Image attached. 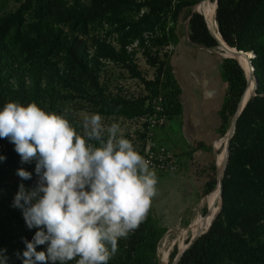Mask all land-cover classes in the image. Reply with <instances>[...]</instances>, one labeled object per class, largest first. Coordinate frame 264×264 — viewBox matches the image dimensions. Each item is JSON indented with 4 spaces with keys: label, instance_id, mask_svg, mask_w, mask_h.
<instances>
[{
    "label": "rangeland",
    "instance_id": "374dc122",
    "mask_svg": "<svg viewBox=\"0 0 264 264\" xmlns=\"http://www.w3.org/2000/svg\"><path fill=\"white\" fill-rule=\"evenodd\" d=\"M2 1V13L13 14L23 7L26 0ZM205 1L174 0L172 6L185 3L186 7L178 17L173 18L171 12H158L157 0H119L120 4L114 5V8L108 7L110 0H43L41 6L45 23L41 30H34L33 26L37 22L25 15L28 21L19 31H10L5 40L6 46L11 47V53L6 58L10 64L14 63L13 70L24 77V89L29 91L28 97L22 102L16 98V102L25 106L36 102L48 112L53 110L65 115L78 132L83 130L82 118L85 114L98 113L103 117L105 126L119 123L124 138L129 139L142 156L154 155L156 162V158H160L165 150L171 151L169 147L174 144L172 136L177 129H186L193 136L194 145L192 143L186 149H179V155L172 152L174 163L169 164L170 160L162 156L163 168L155 170L158 178L157 194L153 197L150 208L163 228V235L157 242L153 255V261L157 264H175V252L184 249L191 238L207 230L206 226L187 239L170 245L176 239L178 230L188 228L198 215L201 218L209 212L206 203L219 192L216 185L220 170L216 154H222L227 144L230 161L228 159L226 162L225 169L230 164L228 185L233 195L231 202H240L252 189L264 188V160L255 158L251 161L252 166L244 165L250 149H264V136L247 143L238 154H231L229 146L232 142L233 148L235 125L227 144L224 143L234 116H230L227 110L223 111V108L228 99L227 92L234 83L228 75L224 76L223 67L227 60L235 59L225 57L219 46L199 47L188 38L189 13L198 12L196 6ZM209 2L213 6L212 0ZM127 22L135 24L137 39H124L121 34V24ZM249 29H258L255 20L250 22ZM51 35H59L63 40L78 38L102 91L106 95L130 101L143 99L151 112L135 116L101 114L95 99L97 90L94 85L68 64L64 54L55 51L53 56H46ZM254 40L256 48H261L264 34L257 32ZM194 49H198L199 56L191 57L185 53L186 50ZM40 57H44L43 63ZM235 63L243 71L245 83L248 84L244 67L236 60ZM34 71L47 76L44 86L37 85L36 79H29ZM220 73L227 84L226 97L214 96L200 89L206 83L207 76L218 77ZM253 79L255 84L257 78L254 76ZM15 83L17 84L16 81ZM256 85L258 89V80ZM156 86L160 90L162 105V114L159 116L166 118L162 125L153 120L155 96L152 95V89ZM262 96L263 93L256 92V96L252 98ZM171 97L174 101L169 106L168 99ZM258 122L253 125H259L264 130V123ZM218 136L221 137V142L216 145L215 139ZM202 149H210L213 159L212 162L200 163L197 167L192 161L193 153ZM182 156L184 161L180 159ZM34 162L36 165V161ZM28 172L38 181L35 166ZM13 179L21 178L17 175ZM5 182L9 184L8 181ZM210 193L214 195L204 199ZM237 208L241 212V207ZM184 237L186 235L181 236ZM160 249L166 251L163 258H159Z\"/></svg>",
    "mask_w": 264,
    "mask_h": 264
},
{
    "label": "trees",
    "instance_id": "16d2710c",
    "mask_svg": "<svg viewBox=\"0 0 264 264\" xmlns=\"http://www.w3.org/2000/svg\"><path fill=\"white\" fill-rule=\"evenodd\" d=\"M42 1L26 0L23 7L15 13L3 14L4 1L0 0V109L9 101H15L14 99L18 98L22 102L29 95V91L24 89V77H20L13 70L14 63L10 64L6 58V55L11 53V47L6 46L5 40L10 31H19L20 27L28 21L25 15L37 22L33 26L34 30H41L45 23ZM173 3L174 0H157L156 8L159 13L171 12L173 18H176L186 7V4L179 3L172 6ZM116 4H120L119 0H110L108 7L114 8ZM212 4L214 8L208 2L206 9L212 10L215 15L214 0H212ZM201 15L208 27L207 19L203 14ZM201 15L193 11L189 13L188 38L191 43L199 47L211 48L213 44ZM215 19L217 23L215 28L229 46L236 50L256 54L252 59L253 75L258 80L256 92L257 94H264V41L262 47L258 49L254 40V35L257 32L264 34V0H218ZM252 20L256 21L258 29H249ZM120 31L124 39H137L134 23H122ZM213 41L215 47H218V41L214 37ZM48 43H50V47L46 56H53L55 51L64 54L68 64L94 85L95 90H97L95 99L101 114L135 116L142 115L146 111L151 112L150 107L145 106L143 99L130 101L106 95L102 91L98 86L97 76L94 75V71L87 63V56L78 38L63 40L59 35H51ZM40 59L43 63L44 57H40ZM223 69L224 76L228 75L234 83L231 89L227 90L228 99L225 100L223 111L227 110L230 116H234L237 102L246 91L247 83H245L243 71L237 66L235 60H227ZM45 77L47 76L41 74L40 71H34L29 79H36L37 85L44 86ZM159 93L160 90L157 86L152 89L153 96L156 97ZM168 100L167 105H172L174 101L172 97ZM251 120H253L252 123ZM258 121L264 123V96L251 98L238 117L232 138L233 148L232 142L229 146L231 154H238L247 143L253 140L257 141L264 136V130L259 125H253L259 123ZM250 125L253 126L248 127ZM0 155L6 157L5 160L0 161V248L7 250L8 264H23L22 259L15 255L19 251L22 256L25 250L26 246L21 238L32 240L37 229H28L22 210L12 205L20 183H23L26 189H31L36 186L37 181L33 175L29 180H17L13 177L17 176L14 173L20 168L30 171L35 166V160L31 163H21V157L16 153L14 144L6 138H0ZM255 158L264 160L263 148L261 150L250 149V154L244 165L252 166L251 161ZM224 176L222 207L219 214L215 217L208 231L181 257L178 264H264V188L252 189L240 202L233 203L231 202L233 195L229 191L230 186L228 185L230 183L228 178L230 176V164L227 165ZM5 181H8L9 184ZM213 195L214 193H210L204 199H209ZM237 206L241 207V212ZM162 235L163 228L152 215L150 208L145 220L139 227L130 232L127 238L118 241V251L110 258L108 264H157L153 261V255L157 242ZM46 247L47 245H39L37 251L46 250ZM177 256L173 261L177 259ZM68 264H76V261H70Z\"/></svg>",
    "mask_w": 264,
    "mask_h": 264
},
{
    "label": "clouds",
    "instance_id": "9594fccd",
    "mask_svg": "<svg viewBox=\"0 0 264 264\" xmlns=\"http://www.w3.org/2000/svg\"><path fill=\"white\" fill-rule=\"evenodd\" d=\"M82 129L36 102L9 101L0 109V138L14 144L21 163L36 161V186L20 183L12 205L28 229H37L32 240L21 238L25 250L15 255L23 264H108L157 194L155 170L119 123L105 126L100 114H85ZM17 175L32 177L23 168ZM6 251L0 248V264H8Z\"/></svg>",
    "mask_w": 264,
    "mask_h": 264
},
{
    "label": "bare ground",
    "instance_id": "6f19581e",
    "mask_svg": "<svg viewBox=\"0 0 264 264\" xmlns=\"http://www.w3.org/2000/svg\"><path fill=\"white\" fill-rule=\"evenodd\" d=\"M210 0H206L205 2L203 3H200L199 5L196 6V10L200 13V14H204L205 15V18L207 19L208 21V27L211 31V34L212 36L218 41V44H219V47L221 49V51L223 52V54L225 55V57H233L234 55V48L229 46L224 40L223 38L221 37L220 34H218V30L215 28V25L217 26V23H216V19H215V15L213 13V11H209L207 10L206 8L207 7V3L209 2ZM215 2V1H214ZM215 8H216V4H215ZM216 10V9H214ZM202 13H201V12ZM210 19V20H209ZM210 22V24H209ZM210 25H211V28H210ZM247 53V52H245ZM247 56L252 59V56L255 57V53L253 52H249L247 53ZM236 57V60L240 63L241 66H243L242 68L244 69L245 73L247 74V77H248V80H249V83L247 84V88H246V91L244 92V94L242 95L241 97V107H243V105H245V103H248V101L254 96L256 95V91L257 89H255V84H254V79L252 77L253 75V72H252V75H251V68L249 66V63L243 59V56H234ZM252 67H253V64H251ZM254 68H252L253 70ZM245 94H246V97H245ZM245 98V100H244ZM239 108V109H240ZM233 124V122H232ZM230 134L232 135V131L230 130L229 133L227 134V136L225 137L224 139V143L225 145L227 144V141L230 137ZM227 147H225L224 151L222 152V154L218 155L217 159H218V163H219V170L220 172L223 171V169L225 168V165H226V159H227V150H226ZM217 187H219V192H220V186L219 184L217 185ZM219 192L217 193L216 197H214L213 199L209 200L206 205L209 206V212L205 215V216H202L200 218V215H198L191 223V225L188 227V228H185V229H181V230H178L177 231V236H176V239L173 240L170 245L177 241H183L185 239H187L188 237H190L191 235H193L194 233L196 232H199L201 231L202 229H204V227L207 226V228L209 227V225L211 224L214 216L217 214L219 208H220V197H219ZM218 201V202H217ZM206 231V230H205ZM204 231V232H205ZM202 232V233H204ZM201 233V234H202ZM199 234L198 236L194 237V238H191V240L188 242L187 245H185L184 249H182L181 251H178L177 252V259L175 261V264H177V260L179 259V257L196 241V239L199 238V236L201 235ZM186 235V237L184 238H181V236H184ZM181 238V239H179ZM164 245V244H163ZM164 247V246H163ZM169 247V246H168ZM165 253L166 251H164V249H160V252H159V258H163L165 256Z\"/></svg>",
    "mask_w": 264,
    "mask_h": 264
},
{
    "label": "crops",
    "instance_id": "0c3cea01",
    "mask_svg": "<svg viewBox=\"0 0 264 264\" xmlns=\"http://www.w3.org/2000/svg\"><path fill=\"white\" fill-rule=\"evenodd\" d=\"M185 53L189 56H195L198 55L199 56V51L198 49H194L193 51L190 50H186ZM188 56V57H189ZM197 61V59H196ZM189 78H191L190 74H188ZM192 80V78H191ZM190 80V81H191ZM200 89H203L205 91H208L209 94L214 95V96H225L226 91H227V84L223 81L222 75L221 73L218 75V77H211V76H207V80L206 83L204 85L200 86ZM220 136L216 137L215 141H216V145L221 142L220 141ZM194 138L193 136H191L190 132L187 131L186 129H177L176 132L173 134L172 136V142L174 143L172 146H170L169 148L171 149V152L179 155V149H186L189 145H194ZM221 144V143H220ZM207 145V144H206ZM217 149V147H216ZM220 154H216V162L217 161V157ZM193 164H195V166H199L200 163H207V162H212V153L209 149H202L200 151L195 150V152L193 153ZM182 161H184V156H182L180 158Z\"/></svg>",
    "mask_w": 264,
    "mask_h": 264
},
{
    "label": "water",
    "instance_id": "95a60500",
    "mask_svg": "<svg viewBox=\"0 0 264 264\" xmlns=\"http://www.w3.org/2000/svg\"><path fill=\"white\" fill-rule=\"evenodd\" d=\"M217 3H218V0H215V4H216V8H217ZM215 8V9H216ZM198 14H200L199 12H197ZM201 15V14H200ZM215 16H216V10H215ZM201 18H202V20H203V17H202V15H201ZM203 22H204V20H203ZM204 24H205V22H204ZM205 26H206V24H205ZM207 27V26H206ZM207 29H208V32H209V35H210V38H211V41H212V44H213V47L215 48V45H214V41H213V36H212V34H211V31H210V29L207 27ZM218 34H219V32H218ZM234 56H243V59L244 60H246L248 63H249V66H250V68H251V73L252 72H254V69L252 70V68H254V67H252V59H253V57H252V59H250L248 56H247V53H245L244 51H242V50H236L235 48H234V55H233V57H230V58H233V59H235L236 60V57H234ZM237 61V60H236ZM238 62V61H237ZM239 63V62H238ZM240 64V63H239ZM244 70V69H243ZM252 77L254 78V75H252ZM256 82H257V80L255 79V89H257V85H256ZM254 96H256V95H254ZM241 98H239V100H238V102H237V107H236V112H235V114H234V117H233V124H232V127H231V131H232V133L234 132V127H235V125H236V121H237V119H238V117L240 116V114L242 113V111H243V109L245 108V106H246V104L247 103H245V105H243V107H241L240 108V106H241ZM240 108V109H239ZM228 142V141H227ZM226 149L228 150V144L226 145ZM228 159H229V154H228V152H227V159H226V162L228 161ZM225 169V168H224ZM224 169H223V171L222 172H220V177H219V182H218V184H219V186H220V192H219V197H220V208H219V210H218V212H217V214L214 216V218H213V220H212V222L214 221V219H215V217L219 214V212H220V210H221V207H222V175H223V172H224ZM212 222H211V224H212ZM211 224L209 225V227L207 228V230L204 232V233H202L200 236H199V238L193 243V244H195L200 238H201V236L203 235V234H205L207 231H208V229L210 228V226H211ZM185 253V252H184ZM184 253L179 257V259L177 260V264H178V262H179V260L181 259V257L184 255Z\"/></svg>",
    "mask_w": 264,
    "mask_h": 264
},
{
    "label": "built area",
    "instance_id": "2783aa9c",
    "mask_svg": "<svg viewBox=\"0 0 264 264\" xmlns=\"http://www.w3.org/2000/svg\"><path fill=\"white\" fill-rule=\"evenodd\" d=\"M152 108L154 110L153 120L158 122L160 125L164 124L166 122L165 116L164 117H160L159 116V114L160 115L162 114L161 113V111H162L161 96L158 95V96H156L154 98ZM151 126H153V124ZM160 156H161L160 158H156V159H158L157 160L158 162H156L154 155H146L144 157H145V159L150 161V167H152L154 170H160V169L163 168V165H161L162 156H163L164 159L170 160L169 164L174 163V160H173L174 159V155H173V153L171 151L169 152V151L165 150V152L160 154ZM171 168H174V166L171 167Z\"/></svg>",
    "mask_w": 264,
    "mask_h": 264
}]
</instances>
